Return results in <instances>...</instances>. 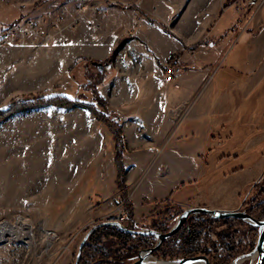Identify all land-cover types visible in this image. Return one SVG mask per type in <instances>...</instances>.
I'll return each mask as SVG.
<instances>
[{
    "label": "crops",
    "instance_id": "1",
    "mask_svg": "<svg viewBox=\"0 0 264 264\" xmlns=\"http://www.w3.org/2000/svg\"><path fill=\"white\" fill-rule=\"evenodd\" d=\"M239 1L226 0L219 4L217 0H105L102 6L104 13L84 15L74 29L56 35L51 45L43 48L16 47L14 57L2 56L0 104L6 101L5 105L11 98L19 99V96L27 93H48L50 97H59L64 96L63 91H71L75 95L76 90L73 91L74 86L71 85L73 81L67 77L68 69L75 64L74 70H78V73L83 71L92 76L91 65L79 59L105 63L117 45L124 41L94 85L98 95L106 102L107 117L111 113L119 115L115 123L113 117L109 118L117 129L122 130L120 122L123 117L138 113L147 115L139 120L140 124L151 120L155 128L156 119L161 114L160 141L162 136H168L170 131L177 128L159 144L148 142V136L141 130L131 140L122 133L123 148L118 152L126 169L124 183L127 200L131 202L133 221L139 224L153 210V201L167 198L178 205L196 198L199 201L192 202V205L233 210L239 203L238 195L245 182L237 190L232 183L223 184L220 187H229V190L224 189L219 201L203 202L200 198L212 190L213 184L209 180L200 186L201 181L209 176L201 158L207 144L203 143L188 157L185 146L186 143H193L192 130L201 125V121H204L208 131L226 130V138H231L235 129L243 131L241 143H244V131L256 124L260 136L247 139V145L254 147L264 142V115L262 121H254L250 117L252 112L245 116V97H254L259 89L264 91V21L261 20L264 19V5L253 13ZM77 4V0H23L19 15H24L23 19L42 23L64 12L66 18L70 19L75 15ZM246 12L251 14L247 16ZM223 16L228 17V25L220 28L219 22ZM40 30L44 32L45 27ZM238 43L247 50L244 70L237 76L225 71L216 78L213 72L219 65L217 62L223 59L230 47ZM184 50L191 51L192 61L190 65H185L177 91L173 92L176 95H172L163 78L164 68L172 54ZM90 82L92 80L88 79L87 84ZM55 87L64 90L56 95L51 94ZM203 88L208 89L210 99L205 111L197 112L191 109V105ZM86 97V101L91 99L89 95ZM214 97L219 105L213 106L211 99ZM175 103L176 109L189 107V113L177 126L172 121L175 109L170 106ZM83 126V129L93 128L94 136H98L100 141L103 139L104 134L102 129L97 128L98 125L93 127L85 122ZM186 134H189L188 138H185ZM115 138L108 132V180L97 189L104 200H111L112 206L122 201V193L114 184ZM213 144L215 142H211ZM259 160L255 161L257 170ZM230 175L223 176V180H228ZM187 186L194 188V191L187 193Z\"/></svg>",
    "mask_w": 264,
    "mask_h": 264
},
{
    "label": "rangeland",
    "instance_id": "2",
    "mask_svg": "<svg viewBox=\"0 0 264 264\" xmlns=\"http://www.w3.org/2000/svg\"><path fill=\"white\" fill-rule=\"evenodd\" d=\"M22 1L23 0H0V33H3L8 28L13 31L18 26H24V21L30 20L29 18L23 19L24 15L22 14L19 15V13H21L19 10L21 9ZM100 1L101 3L99 2V4H101L100 7H102L105 0ZM225 1L226 0H217L219 4H223ZM245 7L251 9L246 5ZM251 10L253 11V9ZM256 12L253 11V13ZM101 13L104 12L98 13L91 9L87 14L99 15ZM262 13L264 15V10H262ZM249 14L251 13L249 12ZM249 14L246 12L247 16ZM71 19L72 18H66L64 14V23L70 22ZM58 20V15L42 23H39L40 21L38 20L39 22L36 21L38 24L37 29L45 27V31L47 32L44 31V33L41 30L44 35L48 37L53 36L54 38L56 35L66 33L67 30L74 29L77 23L81 22V19H79L72 28H62L59 31L61 27L58 28L54 26V21ZM261 20L262 22L264 21L262 18ZM227 25L228 17L223 16L219 22V27L222 28ZM46 27H48L49 30ZM246 36L247 34L245 33V37ZM48 45H51V43ZM45 46L46 45H42L37 48H43ZM16 47L19 48L22 46L8 42L0 43V58H2V56L14 57L13 51H15ZM117 52L118 50L113 51L109 59L102 64L107 65L109 62H112ZM190 53L191 51L184 50L179 57H182L184 61L189 63L192 61V53ZM246 57L247 50L246 48H242V44L238 43L233 48L230 47L223 59L217 62V65H219L215 68L213 75L216 74V78H219L225 71L232 76L239 75V73L244 70ZM82 60L91 65L90 68L94 75L91 76L83 71L78 73V70H74L75 64H73L67 71V77H69L70 81H73L71 85L74 86L73 91L74 89L76 90L74 93L75 95H73L71 91H63L64 89L57 90V87L50 91L51 94L56 95L58 92L63 91V97L66 96L78 100L86 105L93 101V93L95 92V94L98 95L94 85L97 83V80H100L106 66H104L102 70H98L96 63L101 62L92 61L91 59H79V61ZM72 70L74 71L70 74ZM182 74L183 71L180 76ZM180 76L170 83L165 82V84L168 85L169 93L172 95H176L173 92L177 91L176 88ZM88 79L92 80L89 84H87ZM61 86L62 85L58 87ZM246 91L247 90H245V94ZM37 94L41 93H27L19 96V99L16 97L11 98L9 103L4 105L5 101L0 104V111L7 109L14 99H16L15 103H17L21 101V97ZM48 95L47 93L44 97H50ZM87 95L91 96L89 101H86L88 100L86 97ZM208 99H210L208 96V89L206 90L203 88L196 95L191 109L197 112H204ZM102 100L104 101V114L107 116L108 111L106 109V102L103 98ZM211 101L213 106H215V104L219 105V101L216 100V97L211 99ZM170 106L175 109L172 114V121L175 122V126H177L178 123L185 118L187 113H189V107H187V109L184 107L176 109V103ZM82 111H84V113ZM250 112L252 113L250 114ZM263 112L264 91L262 89L256 91L254 97H245V116L250 114V117L254 119V121L255 119L262 121ZM81 113L86 118H84ZM144 116L146 117L147 115L138 113L123 117L120 122L123 131L119 128L114 130V134L100 122V125L99 123L97 124V118L92 115L89 110L82 107L70 110L45 107L29 111H20L0 123V264H73L74 256L80 241L94 225L109 221L108 218L114 215L117 210L123 209L128 213L127 209L131 207V202H129L126 197L127 187L124 183L125 174L123 176V184L125 186L123 195H125V198L116 206H112L110 199L104 200L97 191L100 187L99 185L105 180H108V174H106L108 165L106 159L108 150L106 145L109 144L108 132L114 135L117 140L119 139L118 142L116 141L118 145L115 144V151L118 152V149L123 148L124 136L122 133L126 135L128 140H131L134 136H137L138 132L141 130V133L148 136L146 137L148 142H158L159 144L164 137H170L177 129L174 128L170 131L168 136H162L160 141L159 137L162 135L161 114L158 116V119H156L157 125L155 128L151 120L148 122L143 121V123L140 124L139 120ZM109 117H113L115 123L119 115L111 113ZM85 122L88 124L90 123L93 127L94 125H98L97 128L102 129L101 131L104 136L101 141L98 136H94L93 128L91 130L82 128ZM201 123V125L199 124L198 127L192 130L191 138L194 140L192 141L193 143H186L185 146L186 156L188 157L191 152H195L198 148L200 149L203 143L207 144L201 158L207 167L209 176L201 181L200 186H204L209 180L213 182V184L212 190L206 192L200 199L203 202L205 200L217 202L219 201V195L224 192V189L229 190V187L222 189L220 187L221 185L232 183L235 190H237L238 186L242 182H245L238 195V205L235 209L226 211H243L245 208L246 213L253 200H264V142L251 147L252 145L249 144V141V145H247V139H257L258 136H260L258 135L259 130L256 129V124L250 125V128L244 131V143H241L243 131L235 129L233 131V136L231 138H226L228 133L226 130L218 129L215 131H208L204 126V121H201ZM89 132H91V134H89ZM153 133L154 136H152ZM262 133L264 134L263 130ZM188 137L189 134H186L185 138ZM209 138L211 142H215V144L211 145V142L207 143L210 140ZM169 145L171 144H167V146ZM115 154L116 153L113 154L114 158ZM258 159H260V165L257 170L255 164L258 162ZM228 174H231V177H228L226 181L223 180L224 178L222 177ZM116 177L114 184L117 188ZM185 190L189 193L194 191V188L187 186ZM230 192L231 191H229V195H231ZM235 193L236 191L234 194ZM195 201L199 200L191 198L187 203L181 204L182 206L175 203L169 204L167 208L156 210L152 217L149 215L144 217V219L149 221L145 222L142 220L139 222L138 226L141 229H144V227L148 229V225L152 220L156 222H167L166 220L170 218L171 215H179L180 210L191 207H206L200 204L192 205V202ZM107 204L110 205L107 206ZM157 206H160V204H154V208ZM152 211L150 213H152ZM198 215L199 214L191 216L198 218ZM252 215L253 218L257 220L264 217L263 202H261V206H256L252 210ZM128 222L125 223V225H127ZM8 224L17 227L19 239L14 238L15 233L9 229ZM166 225L168 224L166 223ZM237 225L240 231H245V239L234 251V253H236L235 256L232 259L227 258L226 262H223V260L221 262L216 256H210L209 258L205 256L209 264H233L232 262L236 258L244 256L252 251L256 242V232L258 233V229L253 226V229H250L246 225L244 226L238 223ZM109 234L110 233L103 238L99 249V251L101 250V252L105 251L107 253H97L99 251L90 253V256L86 258L88 259V264H120V259L124 258L121 256L125 255V249H128L127 247L129 244L131 245V242L123 244V241L120 240V242L119 239ZM242 237L243 236H238L236 240ZM94 242L95 240H92L91 245H96ZM114 255H116L117 258ZM136 255L137 253L134 257H136ZM199 255L200 254L193 256ZM98 257L101 259L99 261H94V259ZM181 258L185 257L159 259L152 256L150 261L162 260L170 262ZM243 258H245V260H242L241 264H254L256 261V258L250 259V257L246 256Z\"/></svg>",
    "mask_w": 264,
    "mask_h": 264
},
{
    "label": "trees",
    "instance_id": "3",
    "mask_svg": "<svg viewBox=\"0 0 264 264\" xmlns=\"http://www.w3.org/2000/svg\"><path fill=\"white\" fill-rule=\"evenodd\" d=\"M9 29H7L8 31ZM6 31V30H5ZM123 41H121L115 51L119 50L122 46ZM180 52L174 53L169 57L168 63L175 60L180 56ZM24 98V99H23ZM93 101L89 104H82L78 100L71 99L68 97H44L42 94L37 95H27L21 97V101L16 102V99L11 101V104L7 109L0 111V123L4 122L14 114L20 111H29L33 109L45 108V107H55L62 108L66 110L74 109V108H85L89 110L92 115H94L98 122L104 125L111 133L114 134V130H116V126L110 121V118L104 114V101L101 97L93 93ZM119 140V139H118ZM117 138L114 139L115 144L118 142ZM116 149V148H115ZM115 168L117 172L116 184L119 191L122 192L121 199L125 198L124 191L125 186L123 184V176L126 173V169L122 163V157L119 152L115 151ZM259 197V196H257ZM261 202L264 204V200L255 199L251 202V206H249L248 212L249 215H252V210L256 206H261ZM155 205H159L153 209L152 213L149 216H153L156 210L167 208L169 204H172L170 198L164 199L162 201H154ZM258 204V205H257ZM254 206V207H252ZM245 207V203H244ZM129 214V222L125 225L130 230H137L139 228L138 224L133 221V213L131 207L128 209ZM245 211V208L244 210ZM182 210L179 211L181 213ZM178 213V214H179ZM178 215H171L168 218L167 222L153 221L152 218L151 223L148 225V229L155 230L159 233H166L171 225L175 222L176 217ZM198 218H194L193 216H189V218L185 221V223L181 226V228L170 238L163 241V243L158 247V249L153 253L154 258L159 259H167V258H177V257H189L193 255H204L207 258L210 256H216L217 259L223 260V262L228 259H232L236 253L234 251L239 246V244L243 243L245 239V231H240L237 228V223L246 225L248 228L253 229V227L239 219L226 218V219H214L209 218L206 214H199ZM144 221L148 222L149 220L144 219ZM166 223L168 225H166ZM219 227V228H217ZM147 228V227H144ZM112 235L114 238L119 239V241H123V244H128L131 242V245L125 249V255L121 256L124 258L120 259V264H130L135 260V254L138 253L141 249H147L152 247L155 244V238L151 235H133L127 232H124L114 226H102L97 229L95 232L91 234L88 238L86 244L83 247L79 263L78 264H88V256L90 253H95L94 251H99L100 243L103 238L108 235ZM241 234V235H240ZM257 235V232H256ZM238 236H243L236 240ZM92 240H95L94 243L96 245H91ZM120 241V242H121ZM122 244V245H123ZM96 246V247H95ZM93 248V249H92ZM123 248V247H122ZM103 251V250H102ZM97 253H107L105 251L101 252V250ZM122 253V252H121ZM116 258L117 256L114 255ZM118 256V257H120ZM101 258L98 257L94 259V261H99ZM128 261V262H127ZM127 262V263H126ZM90 263V262H89Z\"/></svg>",
    "mask_w": 264,
    "mask_h": 264
},
{
    "label": "water",
    "instance_id": "4",
    "mask_svg": "<svg viewBox=\"0 0 264 264\" xmlns=\"http://www.w3.org/2000/svg\"><path fill=\"white\" fill-rule=\"evenodd\" d=\"M104 66H107V65H104L102 63H96V67L98 70H102ZM197 214H206L209 218H214V219H226V218L239 219L253 227H256L258 229V233H257V238H256L254 248L248 254L244 256H239L235 260L241 257L243 258L245 256L246 257L255 256L256 261L254 262V264H264V217L260 220H257L253 218L251 215L245 213V211L216 210V209H210L207 207H191V208L183 209L182 212L176 217V220L174 224L172 225V227L166 233H159L155 230L146 229V228L130 230L118 222H113V221L101 222L97 225H94L83 236L82 240L80 241L77 247V251L74 256L73 264L79 263L82 248L86 240L90 236V234L97 228L101 226H107V225L114 226L124 232L130 233L133 235H151L155 238L156 241H155L154 246L151 248L139 250L135 257V260L131 264H191V263H197V262H202L203 264H209L208 259L202 255L193 256V257H185V258L177 259V260L170 261V262L162 261V260L150 261V258L152 257L153 253L158 249V247L163 243V241L173 236L181 228V226L185 223V221L188 219L189 216L197 215Z\"/></svg>",
    "mask_w": 264,
    "mask_h": 264
},
{
    "label": "built area",
    "instance_id": "5",
    "mask_svg": "<svg viewBox=\"0 0 264 264\" xmlns=\"http://www.w3.org/2000/svg\"><path fill=\"white\" fill-rule=\"evenodd\" d=\"M78 4L75 8V15L72 17L70 22L64 23V12H60L61 14L58 15L59 20L54 21V26H57L59 31L62 28H72L81 17L86 15L89 10H93L94 12H105L103 7H100L101 3L100 0H77ZM243 2L247 7L253 9V11H258L263 5L264 0H240ZM24 7V4H22ZM60 16V17H59ZM38 24L36 21L26 20L24 21V26L17 27L13 31L9 30L0 33V43L8 42V43H15L16 45H20L22 47H32L37 48L42 45H48L52 43L53 36L44 35L40 32V28H38ZM40 30V31H39ZM191 54V53H190ZM185 64L190 65L186 61L183 60L182 57H177L175 60L168 63L164 68L163 78L166 83H170L174 81V79L178 78L182 71L184 70ZM192 69L194 68L193 65L190 66ZM122 205V203H121ZM109 221L118 222L121 225H125V223L129 220V215L123 209L117 210L114 215H111L108 218Z\"/></svg>",
    "mask_w": 264,
    "mask_h": 264
},
{
    "label": "bare ground",
    "instance_id": "6",
    "mask_svg": "<svg viewBox=\"0 0 264 264\" xmlns=\"http://www.w3.org/2000/svg\"><path fill=\"white\" fill-rule=\"evenodd\" d=\"M8 226H9V229H11L15 233L14 238L19 239L20 237H19V231H17V227L14 225H11V224H8ZM4 238H6V237H4ZM253 258H255V256L250 257V259H253ZM242 260H245V258H239V259L235 260L233 262V264H241ZM191 264H203V263L197 262V263H191Z\"/></svg>",
    "mask_w": 264,
    "mask_h": 264
}]
</instances>
